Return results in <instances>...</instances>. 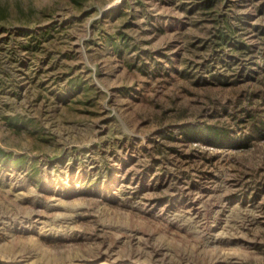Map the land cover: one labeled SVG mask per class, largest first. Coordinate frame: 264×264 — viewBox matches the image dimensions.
<instances>
[{"label":"rangeland","instance_id":"1","mask_svg":"<svg viewBox=\"0 0 264 264\" xmlns=\"http://www.w3.org/2000/svg\"><path fill=\"white\" fill-rule=\"evenodd\" d=\"M0 264H264V0H0Z\"/></svg>","mask_w":264,"mask_h":264},{"label":"water","instance_id":"2","mask_svg":"<svg viewBox=\"0 0 264 264\" xmlns=\"http://www.w3.org/2000/svg\"><path fill=\"white\" fill-rule=\"evenodd\" d=\"M108 10V9H107ZM107 10H105V12L104 13H106L107 12Z\"/></svg>","mask_w":264,"mask_h":264}]
</instances>
